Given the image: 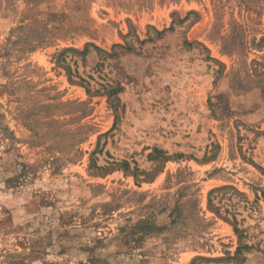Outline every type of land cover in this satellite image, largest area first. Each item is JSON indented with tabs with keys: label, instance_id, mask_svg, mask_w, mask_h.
Returning a JSON list of instances; mask_svg holds the SVG:
<instances>
[{
	"label": "rangeland",
	"instance_id": "1",
	"mask_svg": "<svg viewBox=\"0 0 264 264\" xmlns=\"http://www.w3.org/2000/svg\"><path fill=\"white\" fill-rule=\"evenodd\" d=\"M0 264H264V0H0Z\"/></svg>",
	"mask_w": 264,
	"mask_h": 264
},
{
	"label": "trees",
	"instance_id": "2",
	"mask_svg": "<svg viewBox=\"0 0 264 264\" xmlns=\"http://www.w3.org/2000/svg\"><path fill=\"white\" fill-rule=\"evenodd\" d=\"M168 159V157H165ZM229 190L232 191V194H230V197H226L227 192H229ZM235 193H239L237 191V189L233 186H223V187H219L216 189H213L209 192V207L215 211L218 215L222 216V210L224 213H226V215L222 216L225 220L231 222L230 218L228 215H232V218L234 220V222L237 224V219L235 214H232L231 210L229 208H224L225 205L227 204H222L221 206H217L215 204V199L218 198L219 201L223 200L224 197H226L227 199H231L233 194ZM221 194V196H219ZM236 224H233L235 227V231H239V228L236 226Z\"/></svg>",
	"mask_w": 264,
	"mask_h": 264
}]
</instances>
